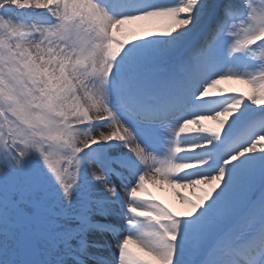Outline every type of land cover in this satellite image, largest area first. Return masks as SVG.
I'll use <instances>...</instances> for the list:
<instances>
[{"label": "snow or ice", "instance_id": "snow-or-ice-1", "mask_svg": "<svg viewBox=\"0 0 264 264\" xmlns=\"http://www.w3.org/2000/svg\"><path fill=\"white\" fill-rule=\"evenodd\" d=\"M0 264H264V0H0Z\"/></svg>", "mask_w": 264, "mask_h": 264}, {"label": "bare ground", "instance_id": "bare-ground-1", "mask_svg": "<svg viewBox=\"0 0 264 264\" xmlns=\"http://www.w3.org/2000/svg\"><path fill=\"white\" fill-rule=\"evenodd\" d=\"M226 86H231L237 89H240L241 91H247V86L238 82H234L230 85ZM205 123L210 124V121H206ZM148 188L154 193L156 198H160L161 200L168 199L172 201L178 208H181L182 211L186 210L187 205H184L180 202L179 198L175 194V190L170 188L167 185H164L163 187L160 186H154V185H148ZM180 191L183 192L185 196L191 197V193L188 190L180 189Z\"/></svg>", "mask_w": 264, "mask_h": 264}, {"label": "rangeland", "instance_id": "rangeland-1", "mask_svg": "<svg viewBox=\"0 0 264 264\" xmlns=\"http://www.w3.org/2000/svg\"><path fill=\"white\" fill-rule=\"evenodd\" d=\"M150 190V189H149ZM151 191V190H150ZM153 197L156 198V196L154 195V193L151 191ZM158 200H160L162 203H165L166 205H168L169 207H171L174 211H182L181 208H178L172 201L168 200V199H164V200H161L159 197L156 198ZM185 205V204H184Z\"/></svg>", "mask_w": 264, "mask_h": 264}]
</instances>
